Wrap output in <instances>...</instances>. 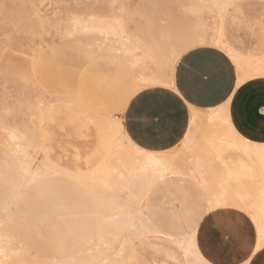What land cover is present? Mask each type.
Listing matches in <instances>:
<instances>
[{"label":"rangeland","instance_id":"obj_1","mask_svg":"<svg viewBox=\"0 0 264 264\" xmlns=\"http://www.w3.org/2000/svg\"><path fill=\"white\" fill-rule=\"evenodd\" d=\"M88 2L90 1L33 2L32 5L42 9L37 11L42 14V32L35 34L33 38H29L23 31H17V27L8 29L2 26L1 16L4 13L0 12V67L4 68L7 55L9 58L14 56L12 59H17L15 61L28 63L29 56L31 58L34 52H42V71L35 72L34 75L27 67H10L6 73L7 78L4 73L6 69L0 71V114L6 115L9 122L23 116L25 119L21 123L16 122L19 127L31 123L24 113L7 115L4 108L5 102H11L12 107L17 105L19 86L28 84L36 88V92L42 98L44 96V99H52L65 93L66 96H71L69 94L72 90L71 94L74 93L80 103L98 111L100 115L108 116L114 122L123 123L124 110L133 96L129 99L128 97L135 88L132 82L136 79L128 63L119 58L116 60L117 64L105 63L102 61L103 55L91 54L90 50L83 56L78 55L72 50L70 43H67L69 41H63V32L55 31L51 26L55 21L49 22L52 17L64 22L68 13H92ZM10 4L6 0H0V6ZM127 4L125 18L130 29L156 51L167 52L172 48L181 51L209 44H200L197 40L196 35L201 33L197 30V24L200 21L212 22L208 12L195 10L199 5L198 0H127ZM244 13L250 20L253 17L264 20V1H247ZM254 33L241 28L233 33V38L241 49L248 51L257 43ZM179 58L173 59L172 55H168L167 62H172L175 68ZM121 62L126 63L127 68ZM151 68L153 71L158 69L155 64ZM2 73L5 75L2 76ZM262 82V78L252 81L248 89L256 91L255 85ZM38 84L42 85V90L38 89ZM252 96L251 93L249 98L260 99ZM50 128L54 134V151L51 154L45 152L41 143L32 142L27 147L26 161L30 163L33 172L37 171L42 175V164L48 157L60 160L58 162L61 166L73 172L72 159L75 150L71 145L79 148L82 159L89 163L88 167L100 162L107 150L108 136L98 137L95 131L86 136V129L82 130V137L76 136L72 128L60 129L54 123H51ZM1 134L0 213L8 208L6 213L14 214L13 221H8L4 227L19 236L17 244L20 252L0 261V264H55V259L74 255L88 258L91 264H187L184 252L175 238L187 236L195 228L203 257V262L200 261L199 264H218V261L212 262L208 251L214 246L206 243L210 227L207 224L200 227V220L210 209L226 205L241 207L253 218L254 203L261 193V182L255 175H241L235 180V176L241 171L237 162L229 163L228 167L212 165L207 173L209 183L204 186L187 175L162 179L149 191L143 202L146 206L144 213L153 221L152 228L155 229L130 235L127 247H123L129 227L116 232L111 219L103 215L109 214L112 206H119L111 198L120 199L125 206L130 204L126 198L117 193L106 192L100 186L91 189L89 185L93 183L82 173L58 176L47 172L29 183L30 175L22 172L24 154H15L5 144ZM66 145L65 153L62 149ZM181 150V146H178L175 152ZM78 154L77 158L80 157ZM220 177L227 179L229 185L222 182L217 184ZM223 187L226 188L223 204H215L209 200L212 192H218ZM105 193V201L98 202ZM263 248L264 241L260 242L257 238L254 251ZM119 250L124 253L121 257L117 256Z\"/></svg>","mask_w":264,"mask_h":264},{"label":"bare ground","instance_id":"obj_2","mask_svg":"<svg viewBox=\"0 0 264 264\" xmlns=\"http://www.w3.org/2000/svg\"><path fill=\"white\" fill-rule=\"evenodd\" d=\"M6 1L11 4L0 6V12L4 13L1 16L3 18L2 26L8 29L17 27V31H23L29 38L42 32V14L37 12L42 9L32 5L33 2L39 0ZM89 1L87 5L91 8L92 13L86 15L68 13L64 22L57 20V17H52L49 20V22L55 21L51 23L55 31L63 32V41H69L67 43H70L72 50L80 56L87 54V50H90L94 55L113 56L127 62L136 71L137 86L134 92L143 86L152 84L171 85L173 65L172 62H167V56L172 55L173 59H177L178 53L152 52L149 54L146 52L145 46L130 29L129 22L125 18L128 9L127 0ZM247 1L249 0H198V9L208 12L212 17V22H202V33L196 35L197 40L200 44L209 43L228 52L240 72L239 86L248 80L264 77V44L244 51L233 38V33L236 32L235 26L241 23L240 21H231L229 17L232 10L238 11L240 6ZM46 20L48 21V18ZM257 22L261 24V21L257 20ZM139 50H142V55L138 54ZM33 55L31 58L30 56L26 57L28 63L15 61L17 59H12L14 56L9 58L7 55L8 59L4 61L5 66L4 68L1 66L0 71L6 69L4 71L6 74L12 66L16 69L27 67L34 75L35 72L42 71V52H34ZM145 57L156 61L162 70L152 72L150 66L145 62ZM5 76L7 78V74ZM19 87L17 105L12 107L11 102H5L4 108L7 115L24 113L31 123L19 127L17 123H21L25 117L19 116L9 122L6 115L0 114V133L3 134L1 135L5 144L15 154H24V164L21 165L22 172L25 175H30L29 183L47 172L73 176V172L61 171L48 158L42 164V175L37 171L33 172L30 163L26 161V151L29 143L32 144V142L41 143L43 146L44 127L47 119L59 106L80 101L79 98L74 93L72 96V90H70V94H68L71 96H66L67 93H65L66 95L44 99V96L42 98V95L36 92L37 89L31 85L23 84ZM40 87L42 85L38 87L42 90ZM68 90L67 92H69ZM54 92L56 93L53 90ZM191 113V128L182 142V150L175 152L174 149L164 153H155L140 148L125 133L123 123L114 122L107 116L111 144L106 158L99 167L93 170L75 172L87 175L93 183L89 185L91 189L100 186L106 192L117 193L126 200H132L131 203L127 200L130 204L125 206L120 199L111 198V201L118 203L119 206H112L111 212L103 215L111 219L116 232H121L126 226L129 227L122 243L123 247H127L130 235L155 229L152 228L153 225L145 215V205H143L155 183L166 176L180 174L187 175L204 186L209 183L207 173L212 165L227 166L231 162H237L241 166V171L235 176V180H238L241 175L248 177L255 175L261 182V193L254 203L253 220L256 224L257 238L260 242L264 241V143L249 140L236 129L230 118L229 103L206 112L192 108ZM221 182L229 185L227 179L220 177L217 184ZM106 194L101 197L104 198ZM225 195L226 188L223 187L218 192H212L208 198L215 204H223ZM7 210L8 208L0 213V261L9 259L20 252L17 244L19 236L4 227V224L13 221L14 218V214L6 213ZM99 233L101 234L100 231ZM175 240L184 250L187 264H199L202 257L198 251L194 233L175 238ZM122 252L119 250L117 256L121 257L124 254ZM55 264L91 263L86 257H77Z\"/></svg>","mask_w":264,"mask_h":264},{"label":"crops","instance_id":"obj_3","mask_svg":"<svg viewBox=\"0 0 264 264\" xmlns=\"http://www.w3.org/2000/svg\"><path fill=\"white\" fill-rule=\"evenodd\" d=\"M195 10H199L198 6L195 7ZM244 12L245 3L240 6L238 11L232 12L229 19L240 21L241 24L235 26V31L245 28L255 32L254 35L257 38L255 48H257L260 44H264V20L259 17H253L250 20ZM257 20L261 21V24ZM202 22L200 21L196 26L201 33ZM134 33L137 36L136 32ZM137 38L149 54L152 52H180L177 48H172L167 52L156 51L148 45L146 40L138 36ZM190 49H194V53L188 55L187 59L179 58L175 68L173 66L174 73L172 68L171 85L152 84L147 87L143 86L144 88L141 87L138 91H133L134 93L132 92L129 95L128 99L133 97L127 102L123 114L124 130L128 137L144 150L155 153L170 152L181 146L188 134L191 128L192 108L209 110L229 103L230 118L236 129L249 140L264 143V130H262L264 128V77H260L263 80L262 84H256V91H252L248 89L249 85L259 78L248 80L239 86L240 72L238 66L226 50L212 44L198 45ZM138 54L142 55V50H139ZM116 60L118 59L113 56H103L102 58L105 63L117 64ZM145 62L154 73L162 70V67L156 61H152L148 57H145ZM152 64L157 65L158 69L156 71L152 70ZM121 65L127 68L126 63L121 62ZM129 67L135 73L136 78L135 69L130 65ZM233 80L236 86L231 87V91H229ZM132 83L136 88V79ZM251 93L253 94L252 97L260 99L249 98ZM51 123L57 124L58 128L64 130L67 127L72 128L77 134L76 136L82 137L83 129L87 130L86 136L91 135L93 131L97 133L98 137L108 136V147L105 154L100 162L93 164L92 167H88V161L82 159L79 148L71 145L75 150L72 159L73 173L90 171L102 164L111 144L107 116L100 115L98 111L79 101L59 106L47 119L44 127L43 147L47 154L54 151V134L50 128ZM256 125H258L257 132ZM63 147L62 150L66 153L67 145ZM77 154L80 157L77 158ZM48 159L61 171L72 172L61 166V163L58 162L60 160H53L49 157ZM55 174L69 176L64 173ZM173 176L176 175L166 176L162 179ZM105 199L106 196L99 198L97 201L104 202ZM128 201L132 202L131 199ZM147 218L154 225L148 216ZM204 224L210 227V234L206 243L214 246L208 250L213 263L218 261V264H252L254 261L255 264H264V248L257 252L254 251L257 240L255 234L256 224L252 216L243 208L226 205L210 209L200 220V227ZM192 233L195 235L197 248L202 257L196 236L197 229H193ZM77 257L75 255L65 256L55 259V263L70 261Z\"/></svg>","mask_w":264,"mask_h":264},{"label":"snow or ice","instance_id":"obj_4","mask_svg":"<svg viewBox=\"0 0 264 264\" xmlns=\"http://www.w3.org/2000/svg\"><path fill=\"white\" fill-rule=\"evenodd\" d=\"M194 51H195L194 49L181 50V51L177 54V56L180 57V58H182V59H187L188 55L193 54ZM234 86H236V83H235V81L233 80L232 84H231L230 87H229V91H231V87H234ZM225 98H226V97H225ZM252 264H255V262L253 261Z\"/></svg>","mask_w":264,"mask_h":264}]
</instances>
